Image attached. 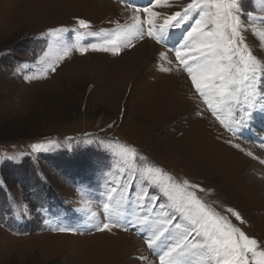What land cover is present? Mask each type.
<instances>
[{
  "label": "rangeland",
  "instance_id": "rangeland-1",
  "mask_svg": "<svg viewBox=\"0 0 264 264\" xmlns=\"http://www.w3.org/2000/svg\"><path fill=\"white\" fill-rule=\"evenodd\" d=\"M189 2L169 0L170 7L153 10L172 14ZM238 4L241 39L257 56V87L264 93V2ZM136 14L146 31L147 16L116 0H0V264H160L156 252L150 253L133 233L95 230L106 222L102 207L108 181L120 180L104 174L119 167L109 151L116 144L137 148L144 158L137 162L139 171L159 166L176 181L186 179L206 189L198 193L203 201L249 236L264 240V187L247 176L256 162L247 153L264 154L263 137L257 144L226 130L187 73L177 70L175 54L166 45L145 36L119 55L72 51L46 79H24L38 69L49 47L50 39L42 35L48 29H69L62 34L63 44L80 47L101 37L71 31L77 18L89 21L97 33L130 24ZM161 50L171 64L159 57ZM255 120L256 127L261 123L264 128L262 120ZM49 140L55 146L33 152L32 144ZM145 179L140 175L133 191L159 194ZM165 202L162 197L160 203ZM227 208L238 211L246 223ZM64 211L78 233L51 230L65 226L57 221ZM141 211L136 204L128 218L135 220ZM129 226L147 238L146 231Z\"/></svg>",
  "mask_w": 264,
  "mask_h": 264
},
{
  "label": "snow or ice",
  "instance_id": "snow-or-ice-1",
  "mask_svg": "<svg viewBox=\"0 0 264 264\" xmlns=\"http://www.w3.org/2000/svg\"><path fill=\"white\" fill-rule=\"evenodd\" d=\"M121 2L133 7L134 13L142 11L147 16L146 31L143 26L145 21L138 14L133 15L132 23H117L113 31L101 29L99 34L90 30L89 21L77 18V27L71 31L82 36L101 37L97 43L77 47L62 42V34L69 29H48L42 35L50 39L49 47L39 58L38 69L31 74L26 73L24 79H46L50 73L56 72L59 64L72 51L85 54L91 49L119 55L123 48L135 47L133 41L143 40L145 36L157 44L166 45L172 30L197 14L199 18L195 19L182 42H177L171 48L178 64L177 70L187 73L202 102L233 135L248 127L254 119L264 120V93L258 94L257 87L259 65L257 56L249 51V46L241 39L238 0H190L181 11L172 14L153 10L157 7H170L169 0H149L148 5L142 9L132 5L131 0ZM157 20H162V23H157ZM260 36L264 39V32ZM159 57L172 63L165 52H160ZM164 71H171V68ZM99 143L103 146L102 141ZM53 146L55 141L49 140L47 143L32 144L31 148L33 152H39ZM109 151L119 167L115 172L109 167L104 174L106 177L117 175L120 180L118 184L116 181H108L110 191L103 205L105 213H108L107 222L96 225V231L110 232L113 228L128 231L129 224H147L151 234H145L146 244L148 249L156 252L160 264H264V240L249 236L241 227L203 201L198 193L206 189L190 184L186 179L176 181L159 166L151 165L139 171L136 168L137 162L144 158L135 146L116 144L110 146ZM247 155L251 156L252 153L248 152ZM260 162L264 164V160ZM140 175L145 176V185L150 183L152 187H158L159 194L153 193L149 199L144 188H141L137 206L142 211L135 220L127 218L124 223L122 221L126 218L121 206L130 199L135 181ZM161 177L167 179L162 180ZM117 195L119 200H116ZM162 197L166 198L165 203H160ZM226 211L241 224L246 223L238 211L232 208ZM149 213L157 214L152 218ZM181 220L185 222L183 226ZM51 230L59 233L79 232V228L71 226H57ZM140 259L146 261L148 257L141 256Z\"/></svg>",
  "mask_w": 264,
  "mask_h": 264
},
{
  "label": "bare ground",
  "instance_id": "bare-ground-1",
  "mask_svg": "<svg viewBox=\"0 0 264 264\" xmlns=\"http://www.w3.org/2000/svg\"><path fill=\"white\" fill-rule=\"evenodd\" d=\"M133 3L141 6V7H144L146 5H148L149 3V0H131ZM106 3V2H105ZM103 4H101L102 6ZM102 8V7H101ZM168 43L174 45L175 44V41L172 37V35L170 36L169 40H168ZM140 49V48H139ZM139 49H135L136 52L139 50ZM144 48H142L141 50H143ZM165 52V50H163ZM161 50V52H163ZM135 52V53H136ZM144 52V51H143ZM142 54V53H141ZM169 54V53H168ZM169 57H172L171 54H169ZM261 124V123H259ZM249 128V129H248ZM247 130H250L252 134H256V132L260 133L261 136L263 137L262 140H264V132L262 131V129H256L252 126V124L249 123V126H248ZM244 134L249 136L248 132L246 130H244ZM252 155L249 156L250 159L252 160H256L255 163H252L250 168H249V175H247L248 177H250V179L254 182H258V184H261V186L264 187V166L263 164L260 162L261 160H264V154L260 153L259 151H251ZM251 163V162H250ZM259 175V177H258ZM260 182V183H259ZM149 255V254H148ZM153 258V257H152Z\"/></svg>",
  "mask_w": 264,
  "mask_h": 264
}]
</instances>
